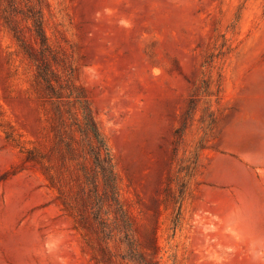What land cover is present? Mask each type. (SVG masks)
<instances>
[{"label": "rangeland", "instance_id": "rangeland-1", "mask_svg": "<svg viewBox=\"0 0 264 264\" xmlns=\"http://www.w3.org/2000/svg\"><path fill=\"white\" fill-rule=\"evenodd\" d=\"M70 83L125 223L115 204L77 208L89 181L51 186L25 161L51 143L47 85ZM153 238L161 264H264V0H0V264H134L128 242L150 255Z\"/></svg>", "mask_w": 264, "mask_h": 264}, {"label": "trees", "instance_id": "trees-1", "mask_svg": "<svg viewBox=\"0 0 264 264\" xmlns=\"http://www.w3.org/2000/svg\"><path fill=\"white\" fill-rule=\"evenodd\" d=\"M6 26L22 51L34 57V47L25 43L21 30L5 16ZM32 26L35 36L39 39L41 46L46 45L47 36L43 27L42 15H31ZM68 92H63L53 85L48 84L46 96L47 102L51 104V121L49 131L51 143L46 149L38 146L26 148L25 161L38 164L42 173L48 179L51 186L61 178L63 170L68 172L69 177L83 178L92 184L86 196L74 199L77 208L85 211L91 208L98 212L103 205H116L118 213L114 223L127 221V216L118 206L117 175L107 141L98 125L89 99L84 95L81 86L73 83L68 84ZM62 88V87H61ZM101 181L102 189L98 188ZM93 196V199H92ZM66 207H73L71 202L63 201ZM120 214V216H119ZM84 220V216L81 215ZM105 220H108L106 217ZM114 220V221H113ZM98 223H105L98 218ZM155 238V237H154ZM153 238L150 246V255H146L142 249H136L132 241L128 242V259L134 264H161L159 257V245ZM108 260L111 253L107 246L103 247Z\"/></svg>", "mask_w": 264, "mask_h": 264}]
</instances>
